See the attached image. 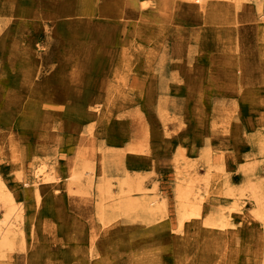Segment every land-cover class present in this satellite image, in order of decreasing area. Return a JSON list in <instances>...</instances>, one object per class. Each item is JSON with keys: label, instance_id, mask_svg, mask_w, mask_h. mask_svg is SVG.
Wrapping results in <instances>:
<instances>
[{"label": "rangeland", "instance_id": "374dc122", "mask_svg": "<svg viewBox=\"0 0 264 264\" xmlns=\"http://www.w3.org/2000/svg\"><path fill=\"white\" fill-rule=\"evenodd\" d=\"M107 1L109 4L106 5V0H73L84 8V13L89 9L88 17L98 24L103 21L100 16V12H104L103 7L112 6V0ZM255 1L264 4L260 3L261 0H243L242 4L250 8L239 9L236 17L232 9L215 6L211 16H206L205 23L204 13L187 20L173 7L168 13L164 12V18L168 20L160 19L158 16H163L156 14L152 23H141L144 36L137 40L142 41L150 35L151 41L162 39L159 50L161 60L171 68L176 67L162 77H157L154 70L155 60H151V66L144 63L147 48L141 49V56H134L128 64H125L126 61L123 64L119 62L115 48L111 63V54H108L110 41L109 46L105 41L106 29L85 35L78 28L75 34L79 36L59 39L57 54L47 64H37L34 58L29 62L20 57L19 62L24 63L25 71L18 66L17 60L11 61L13 55L9 52H16L10 50L7 44L0 43V92L3 98L0 101V139L3 138L0 172L12 180L16 172L23 171V179L17 189L13 182L7 184L13 189L11 202L7 207L0 206V220L5 216L13 219L19 215L18 212H22L28 247L33 240L40 242L34 245L40 255L38 264L79 262L80 258L77 260L75 256L80 257V249L84 252L83 238L88 231H95L97 238L84 264H105L103 260L107 264H156V261L165 264L168 257H177H167L169 247L166 243L164 245L168 249L156 251L160 240L155 231H158L160 221L138 222L128 228V223L121 219L109 220L96 197L84 191L80 194V202H68L64 187L69 182L78 149L86 154L89 163L97 167V179L101 169L99 157L105 153L120 154L118 168H122V175L126 177L127 193L137 201L155 198L163 203L167 221L175 217L174 164L176 160L183 164V156L179 158L172 147L178 138L182 142L184 159L195 166L199 175L213 164L215 169L222 167L224 180L238 185V169L241 164H247L255 174L264 177V144L259 147L254 140H248L256 137L264 139V27L260 26L264 20H250L255 14ZM51 3L52 7L48 10L45 0H0V35L9 29L13 33L12 30L20 26L18 23H25L30 30L24 32V36L30 35L34 42L32 47L39 55L45 56L47 48L44 46L50 37V31L45 32L46 24H50L51 28L53 23L68 32L65 28L72 24L70 22L87 19L82 12L78 14V9L72 16L69 0L59 3L54 0ZM107 12L111 15L113 9L108 7ZM46 13L55 19L45 22ZM111 20L115 24L121 21L117 18ZM202 22L207 28L203 34L205 38H194L191 28L203 26ZM254 25L258 29H254ZM159 27L163 28L162 32L158 31ZM188 29L192 31L188 32ZM184 31L188 33L182 34ZM237 36L240 38L239 49L235 50L234 37ZM120 39L123 38L118 36L110 40L119 47L117 42ZM26 41L24 39V45H27ZM179 42L184 46L180 50L177 46ZM67 45L70 47L68 52ZM238 61L249 63V66L247 77L242 79L241 88L236 92L237 84L228 80L227 74ZM116 63H121L122 68L125 65V73H119L124 86L115 91L119 95L111 97L113 103L110 102L107 108L100 105L103 117L96 118L93 99H97L100 85L102 89L105 83L115 81L113 71L118 70ZM166 65L162 64V68ZM194 65L200 68L189 74L187 69ZM231 124L237 125L238 136L230 131ZM10 135L17 137V146L9 147L7 137ZM205 146L209 147L210 153L205 152ZM48 148L51 150L48 151ZM12 153L19 155L14 167L9 165ZM205 155L209 157L208 162ZM39 161H45L46 166L57 170V183L62 192L54 200L44 197L38 207L31 191L33 168ZM110 197L102 205L110 204ZM64 198L67 202H62ZM52 200L61 202V205L56 204L57 210L64 206L68 219L75 222L66 225L57 217L49 232L36 230L42 226L40 217H49L44 206L47 207L48 201ZM253 204L249 200L245 204L246 210H250ZM5 207L11 208V211ZM32 219L38 223L37 227L31 223ZM247 220L248 225L253 224L252 219ZM169 234L179 237L172 232ZM48 245L53 247L50 252L45 249ZM260 247L264 249V246ZM51 253H56L57 257L52 263L48 260ZM188 256V264H193L194 260Z\"/></svg>", "mask_w": 264, "mask_h": 264}, {"label": "bare ground", "instance_id": "6f19581e", "mask_svg": "<svg viewBox=\"0 0 264 264\" xmlns=\"http://www.w3.org/2000/svg\"><path fill=\"white\" fill-rule=\"evenodd\" d=\"M53 1L54 0H45L48 6L47 9L49 8L48 10L52 7L51 2ZM60 1L61 0H58V3ZM69 1L73 13L72 16L76 14L75 10L78 9V14L82 12L87 19H78L70 22L72 24L67 25L65 28L68 32L63 31L62 28H59L53 23L51 24V28H49L50 24H46V26H44L45 32L47 34L50 31V37L47 40L46 46H44L47 48L45 56L39 55L32 47L34 42L32 43L33 38H31L30 35L24 36V32L30 30V27L25 26V23L23 25L18 23L17 25L20 26L12 30L13 33L11 29H9L8 32L6 30L0 35V43H4V45L7 44L10 50L16 52H9L13 55L11 61L15 59L19 62L20 57H22V59H26L29 62L31 58H34L37 64H47L49 59H54L55 54H57L56 49L59 39L79 36V34H75L78 28L82 29L79 31L85 33V35H92L94 32H103V30L106 29L107 36L105 35V41H107V45L108 40L110 41L109 45L111 50H109L108 53L111 54V56H109L110 60L114 56L113 50L116 51L115 48H117L118 51L117 58H119V62L122 64L125 61V64H128L130 62L129 60L133 59L134 56L136 58L140 57L141 49L147 48V52H145L143 56L144 63L151 66L153 65L151 60H155L156 68L154 67V70L157 71L158 74V76H156L162 77V74L169 73L170 69H176V67L172 66L171 68V66H167L168 64L166 65L161 60L160 54L162 53H159V50L162 39L161 41L158 39L156 42L151 41L150 35L149 38L143 39L142 41L137 40V38L140 39L144 36V31L140 27L141 23H152V20H155L153 18L156 17V14H161L163 16V18L159 16L158 18L166 19L164 18V12L166 10V13H168L171 7H173L178 14L186 17L187 20L194 19L196 15L204 13V23L207 18L206 16L213 13L216 7L232 9L234 17H236L239 9L249 10L250 8L242 4L243 0H112V6L109 5L108 7L113 9V13L109 15L107 12L108 7L102 6L104 12H100V16L103 19L100 25L97 22L93 23V20L88 17L89 9L84 13V8L81 7V5L79 6L78 2H73V0ZM263 2L264 1L261 0L260 3ZM104 4L107 5L109 3L106 0ZM120 5L122 6L120 7ZM59 7L60 6H58V8ZM254 9V17H251L250 20H264V4H259L255 1ZM26 10L28 11V8H26ZM116 13H118V15ZM36 15L37 13H35V16ZM219 15L220 14L217 16ZM208 16L210 17L211 14ZM116 18L121 20L118 24H115L111 20H115ZM51 19L54 20L55 17L46 13L44 21L50 22ZM130 20L134 22H130ZM158 22H160V20H158ZM204 23L202 22L203 26L191 28L193 31L188 29V32L192 31L191 34L194 38L201 36V38L204 39L205 37L203 34L207 29ZM193 24L195 25V21ZM260 26L264 27V23H261ZM253 27L254 29H258L256 25ZM148 29L150 30V27H148ZM161 29L163 28L158 29V31L162 32ZM237 29L236 27L235 30ZM188 32L184 31L182 34H187ZM163 35L162 33V36ZM118 36H121L123 39L118 40L117 46L119 47H116L110 39H115ZM182 37L184 39L187 38L184 36ZM234 38L237 45L235 50H237L239 49L238 43L240 38L239 36ZM24 39L27 40V45L23 44ZM127 39L128 41L126 42ZM177 46L179 50L184 47L180 42ZM66 47L68 52L70 47L68 45ZM70 51L72 54V50ZM36 58L38 59L36 60ZM237 58H240L239 55H237ZM112 62L111 60V63ZM121 63H116L118 70H116V72L115 70L113 71L115 73V81L112 80L111 83H105L102 89L101 85L97 88V99L95 100L94 98L92 102L94 109L93 114L96 115V118L103 117V111L100 105H106L105 107L107 108L110 102L113 103L111 97H117L119 95L115 91L124 86L119 73L124 74L126 68L124 67L125 65L122 68ZM162 64L166 66L162 68ZM18 66L25 71L26 67L24 63L19 62ZM248 66L249 63L238 61L235 63V67L230 69L227 74L228 80H234L235 85L237 84L235 86L237 89L236 92H238V88H241L240 84L242 79L247 77ZM197 68L200 67L194 65L191 69H187V71L190 74L191 72L197 71ZM221 72L223 73V71ZM119 81L122 84L119 83ZM1 94L2 92H0V101L3 99ZM8 97L9 96H6V98ZM230 126V131H232L235 136H238L237 125L231 124ZM162 134L166 135V132H162ZM7 139L9 147H12L15 145L17 137L15 138L13 135H10ZM2 140L3 138L0 139V145ZM248 140H254V143L259 145V147L264 144L263 138H248ZM40 141L41 139L39 142ZM15 146H17V142ZM172 147L175 148V154L179 158L183 156V164H180L177 160L174 164V220H166L168 217L164 214L165 205L159 203L155 198H143L137 201L134 200L132 195L130 196V194L127 193L125 186L127 183L126 177L122 175V168H118V160L121 157L120 154L105 153L103 156L99 157V166L101 169L99 170V178L97 179V171H95L97 167L95 166V168L89 163L86 154L84 152L81 153L82 150L78 149L74 160L75 165H73L70 172L69 182L66 183L64 187L68 202L74 203L75 200L80 202V194L84 191L88 195H94L96 197L98 205L100 203L101 210L109 220L121 219V221L128 223V228H130L129 226H135L138 222L156 223L160 221L161 224L157 225L159 229L155 231L158 233L156 236L157 239L160 240V245H157L156 251H164V249H168L169 247V254L166 253L167 257L169 255L177 256L174 258L168 257V261H166L165 264H188L186 258L189 257L188 255L194 260L193 264H264V249L260 247V245L264 246V177L255 174L253 171L254 169L252 170L247 164H241L238 169V185H233L231 182H228V179L224 180L221 170L222 167L215 169L213 164L209 165L202 175H199L195 166L189 164L186 159H184L185 155L182 149V142L179 138ZM11 149L12 148H10V150ZM205 149V152L210 153L208 146H205ZM47 150L50 151L51 148ZM128 150H130L129 147ZM196 151L199 152L197 147ZM98 152H100V149ZM12 154L13 155H10L9 165L14 167L19 155H16L18 153ZM205 157L208 162V155H205ZM43 162L45 161H39L37 166L33 168L32 174L31 192L35 197L38 207L40 206L38 205L39 201L44 197L54 200V197H58V193L62 192L57 183V170L52 168V166H46ZM22 172L21 169L19 172H16L15 175H17L12 178V180L6 178L4 176L5 173L0 172V206L3 205L7 207L11 202V191H13V189L9 188L7 184L13 182L17 189L19 182L23 179ZM23 182L26 181L24 180ZM109 197L111 198L110 204L102 205L103 201L107 200ZM53 200L50 202L48 201L47 207L44 206V211L49 217H40L42 219L41 229L37 227L38 223L35 222L36 220H31V223L37 227L36 230H43L45 233L49 232L53 227V220L57 217L66 225H71L70 223L75 222L74 220L68 219L67 211L64 206L57 210V205H61V202H54ZM61 200L62 202L66 201L65 198ZM249 200L254 204L251 206L250 210H246L245 204L249 202ZM6 210L11 211V208H6ZM161 212L163 213L161 214ZM18 213L19 215H15L13 219L5 216L4 219L1 218L0 220V264H38L40 255L34 245L40 244V242L35 243L33 240L32 245L28 247L22 224L24 223L21 216L22 212ZM42 216H44V214ZM33 217H36V215ZM247 218L252 219V225L247 224L249 222ZM172 222H174V224H172ZM185 226L186 230L184 229ZM76 227L78 228V222ZM170 232L179 235V237L170 235ZM34 235L33 233L32 237ZM96 238L97 233L95 231L84 233L82 248L84 252L80 249V257L79 255L75 256V259L78 260L80 258V260L77 263L74 262V264H84L87 253L90 254L93 250ZM43 241L46 242L45 239ZM164 243H166L168 247L164 245ZM45 249L50 252L53 247L48 245L45 246ZM178 257L182 259L179 261L175 260L179 259ZM48 258V260H51L50 263L55 262L57 259L56 253H51ZM102 263L107 264V261L103 260ZM156 264L159 263L156 261Z\"/></svg>", "mask_w": 264, "mask_h": 264}]
</instances>
